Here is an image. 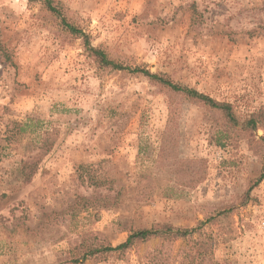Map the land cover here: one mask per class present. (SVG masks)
Returning a JSON list of instances; mask_svg holds the SVG:
<instances>
[{
    "label": "rangeland",
    "instance_id": "374dc122",
    "mask_svg": "<svg viewBox=\"0 0 264 264\" xmlns=\"http://www.w3.org/2000/svg\"><path fill=\"white\" fill-rule=\"evenodd\" d=\"M58 1L130 69L100 67L42 3L0 0V264H142L158 241L81 259L132 229L207 221L218 260L264 264V129L230 130L220 113L131 72L162 74L246 120L264 109V0ZM191 170L205 179L190 185Z\"/></svg>",
    "mask_w": 264,
    "mask_h": 264
},
{
    "label": "trees",
    "instance_id": "16d2710c",
    "mask_svg": "<svg viewBox=\"0 0 264 264\" xmlns=\"http://www.w3.org/2000/svg\"><path fill=\"white\" fill-rule=\"evenodd\" d=\"M28 2L31 4L42 3L51 14L59 18L65 28L73 36L81 38L88 54L99 64L100 67H111L117 71L130 69L112 61L108 54L101 48H94L91 44L90 36L83 31H79L74 25L68 22L64 14L63 6L58 0H28ZM131 72L149 79L154 84L170 89L172 93L181 95V97L189 102L220 113L225 118V123L230 130H236L238 127H241L242 130L253 134L259 129H264V109L253 113L246 120L240 121L234 112L233 106L229 103L219 102L204 93L174 83L164 75L151 73L142 67H136L135 69H132ZM175 111L176 104L171 98L169 108L171 119L174 117ZM260 140L264 142V137H261ZM48 142L49 137L42 140L41 149L45 151L49 150L51 146L47 144ZM39 162L40 158H33L23 162V176L25 183H30L34 179V176L38 172ZM191 173H193L194 179H192L190 185L198 184L205 179V173L203 174L197 170H191ZM263 179L264 166L262 168L261 176L256 184ZM248 195H250V192L247 193V196ZM207 223L208 221L201 222L196 228L185 229L160 224L154 225L151 228L132 229L124 243L118 246L109 244L88 249L82 257L81 262L83 263L87 261L91 256L100 257L102 260L106 259L109 255H117L119 258H123L130 251L136 250L142 245L158 241L159 246L154 252L142 256V264H227V262H222L215 257L214 240L212 237L209 238L207 234L205 236L203 229ZM196 234H198L202 240L195 239ZM179 242H183L186 245L176 253V245Z\"/></svg>",
    "mask_w": 264,
    "mask_h": 264
}]
</instances>
